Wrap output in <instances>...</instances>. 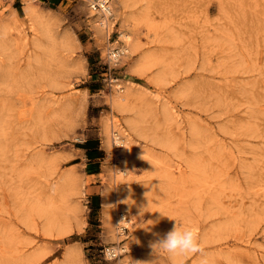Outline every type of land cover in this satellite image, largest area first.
<instances>
[{"label":"rangeland","instance_id":"374dc122","mask_svg":"<svg viewBox=\"0 0 264 264\" xmlns=\"http://www.w3.org/2000/svg\"><path fill=\"white\" fill-rule=\"evenodd\" d=\"M111 8L0 0V264H264V0Z\"/></svg>","mask_w":264,"mask_h":264},{"label":"clouds","instance_id":"9594fccd","mask_svg":"<svg viewBox=\"0 0 264 264\" xmlns=\"http://www.w3.org/2000/svg\"><path fill=\"white\" fill-rule=\"evenodd\" d=\"M157 239L151 245L154 249H159L169 255H184L203 252V247L194 228H178L177 225L163 236L156 234Z\"/></svg>","mask_w":264,"mask_h":264},{"label":"built area","instance_id":"2783aa9c","mask_svg":"<svg viewBox=\"0 0 264 264\" xmlns=\"http://www.w3.org/2000/svg\"><path fill=\"white\" fill-rule=\"evenodd\" d=\"M110 5V0H87V6L89 9H91L93 12L98 13L103 19L107 20L109 17L112 15L111 8L109 7ZM121 51L116 50V49H111L109 52V57L111 60H116L118 56L120 55ZM122 228H125L122 226ZM120 228V229H122ZM105 254L108 255L109 257L115 255L114 249L111 248H105Z\"/></svg>","mask_w":264,"mask_h":264},{"label":"bare ground","instance_id":"6f19581e","mask_svg":"<svg viewBox=\"0 0 264 264\" xmlns=\"http://www.w3.org/2000/svg\"><path fill=\"white\" fill-rule=\"evenodd\" d=\"M109 7L111 8V0H110V5H109ZM91 11V10H90ZM111 11H112V8H111ZM95 14H97V13H95V12H93V11H91V15H95ZM97 16L99 17L100 15L99 14H97ZM100 18V20H101V24H103L104 22H106V19H103L102 17H99ZM105 25H106V23H105ZM121 36H123L124 38H128V35L126 34V33H122L121 34ZM129 41V40H128ZM127 50V48L126 47H121L120 48V51L123 53V52H125ZM113 98V101L114 102H119L122 98H123V96L122 95H119V94H117V95H115L114 97H112ZM124 99V98H123ZM114 139L116 140V141H118V143H120L122 146H124L123 145V140L122 141H119V136H117V134H114ZM117 143V144H118ZM119 144V145H120ZM122 148V147H121ZM122 151H123V149H121ZM121 150H120V152L118 153V157L119 158H122V155H123V152H121ZM126 171L125 170H123L122 171V174L123 173H125ZM120 198V197H119ZM130 199H131V197H129V196H125V197H121L120 198V201L121 202H127V203H129V204H131L130 203ZM128 205V204H127ZM121 207V206H120ZM122 208V207H121ZM118 209V208H117ZM117 209H114V211H113V214L110 216V218H109V220L111 221V224H112V217H113V215L117 212V214H118V211H117ZM116 214V215H117ZM121 216V220L119 219H117L118 220V227H121L122 228V226L123 225H126V226H128L129 225V220H127L125 217H123V215H120ZM120 223L122 224V225H120ZM129 227V226H128ZM136 244H135V242L134 241H129V242H127V245L126 246H131V247H133V246H135ZM115 247V246H114ZM116 250V249H115ZM114 250V251H115ZM126 250V249H125ZM123 251V250H122ZM133 261V260H132Z\"/></svg>","mask_w":264,"mask_h":264}]
</instances>
